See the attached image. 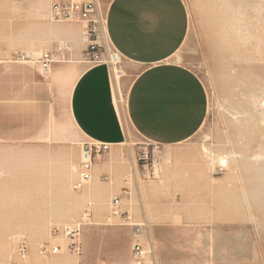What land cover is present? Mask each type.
<instances>
[{"label": "rangeland", "instance_id": "rangeland-1", "mask_svg": "<svg viewBox=\"0 0 264 264\" xmlns=\"http://www.w3.org/2000/svg\"><path fill=\"white\" fill-rule=\"evenodd\" d=\"M22 1L0 0V264H8L15 250L11 237L18 233L25 235L30 247L22 264L55 259L58 254L42 255L40 247L64 239L55 229L79 221L89 203L92 219L81 235V253L69 251L67 239L63 253L73 261L84 256L83 264L132 261L133 228L123 218L112 216L110 210L112 197L122 194L124 179L129 180L131 194L124 197L123 210L130 213L132 222L144 221L148 231L157 223L240 229L248 249L257 248L253 261L242 264H264V59H255L242 40L247 30H238L243 23L236 17L239 0H183L190 29L177 59L205 86L208 109L201 128L175 146L162 147L144 140L124 116L133 76L130 72L122 75L117 98L127 139L115 146V160H111V153L103 159L112 164L99 180L97 195L85 199L71 213L70 198L82 190L71 188L77 171L65 185L63 166L67 156L79 166L82 141L67 140L64 133L73 132L66 118L64 133L55 126L52 108L63 107L67 94L62 92L65 85L52 81V72L59 65L87 62L89 41H81L76 48L64 37L36 39V48L43 47L42 52L55 53L61 41L67 44L65 58L53 65L47 78L37 65L11 62L12 53L29 51L30 38L45 32V23L73 24L86 32L81 23L39 21L28 15L30 6ZM248 8L259 33L264 25V0H252ZM108 43L105 35L107 53L111 49ZM122 61L117 63L121 69ZM42 84L49 99L42 97ZM145 149L154 159L155 176L150 179L143 178L137 163ZM112 179L114 186L103 184ZM60 212L65 216L57 217ZM23 224L41 226L43 237L34 241ZM146 248L150 246L146 244Z\"/></svg>", "mask_w": 264, "mask_h": 264}, {"label": "crops", "instance_id": "crops-1", "mask_svg": "<svg viewBox=\"0 0 264 264\" xmlns=\"http://www.w3.org/2000/svg\"><path fill=\"white\" fill-rule=\"evenodd\" d=\"M102 2L106 5L109 41L121 54L126 74L130 72L133 76L126 94V120L151 144L169 147L186 142L203 125L208 100L198 75L177 59L190 29L185 2ZM77 66L81 72L71 90L67 82L58 83L65 85L62 92L67 95L63 107L52 108L55 126H63L66 118L73 131L64 133L67 139H95L110 143L111 149L121 145L127 134L123 112L116 102L111 69L83 61L76 63L78 69ZM42 85L45 88L42 97L49 99L48 89ZM111 149L95 163L106 159ZM104 172L94 167L93 174L99 180ZM142 238L145 246L148 244L152 249L154 264H242L257 256V248L248 249L242 231L235 228L193 229L157 223L149 231L146 229ZM133 242L132 234V246Z\"/></svg>", "mask_w": 264, "mask_h": 264}, {"label": "built area", "instance_id": "built-area-1", "mask_svg": "<svg viewBox=\"0 0 264 264\" xmlns=\"http://www.w3.org/2000/svg\"><path fill=\"white\" fill-rule=\"evenodd\" d=\"M51 18L53 21H69L81 23L85 26L86 36L88 37V46L85 53V59L95 65H107L111 71L112 67L118 61V50L112 45L110 52L105 51V28L107 30L106 12H103L102 0H51ZM108 36V34H107ZM109 39V38H108ZM111 43V42H110ZM67 44L60 43L55 53L43 51L36 56L26 51H17L10 55V61L14 63H28L37 65L40 68L41 75L47 78L55 63L65 58ZM122 57V56H121ZM120 64V63H119ZM111 149V144L95 139L84 140L80 144V161L77 171V177L73 180L71 188L73 191H81L93 178L95 161L101 155ZM137 163L142 168V176L150 179L155 176L154 159L149 150H142ZM107 178V176H104ZM128 179H124L125 185L122 187V194L112 197L110 200L111 215L121 217L126 220V225L133 228L134 242L132 246L133 264H143L146 255L152 253V249H147L142 238V230L147 229L146 223L132 222V216L126 210H123V199L131 194V187ZM92 219L91 204L85 208L81 219L73 223L63 224L55 229V233L63 235L67 240V248L73 253L79 254L81 251V235L84 227L89 225ZM15 250L9 257L8 264H22L29 257L30 247L28 239L24 234L18 233L11 237ZM151 248V247H150ZM59 245L51 243L43 244L40 247V254H58L61 252Z\"/></svg>", "mask_w": 264, "mask_h": 264}, {"label": "bare ground", "instance_id": "bare-ground-1", "mask_svg": "<svg viewBox=\"0 0 264 264\" xmlns=\"http://www.w3.org/2000/svg\"><path fill=\"white\" fill-rule=\"evenodd\" d=\"M251 1L252 0H245L244 4H243L242 0L237 1L238 7L236 9V17L238 20L237 19L236 20L238 22L240 21V22L244 23V24L239 23L238 30L241 31L242 28L246 27L247 32H246L245 38H243V36H242L243 42L245 44H247L249 50L253 52V57L255 59H264V25L261 24L262 26H260L261 29H260L259 33L256 32L255 29L257 27L255 26V24L253 22V16L254 15H253L252 9L248 8V6H251ZM24 2H26L30 6V11H29L28 15L33 16L34 18H36L39 21H44V22L46 20H49L50 22L53 21L51 18V3H52L51 0H23L22 3H24ZM17 7H21V6H17ZM205 14H207V12ZM45 25L46 26H44V27H46V28H43V31L45 30V32H42L41 35L33 36L30 38V42L28 44V49H29L28 52L29 53L35 52L38 54V53L42 52L41 48H43V47H41L40 49L36 48L38 46L36 39H41V40L46 39L47 40L48 38L50 39L51 37H55V38L64 37V39L67 38V39L73 41L74 46L76 48L79 46V43L81 41L85 42L86 40H88V37L86 36L85 32H83V30H81V28L77 27L76 25H73V24H57V25L55 24L54 25L52 23H45ZM104 28H105V33H106L105 35L107 37V40H108L110 46H112L109 39H108V36H107L106 27H104ZM39 43H41V42H39ZM61 43H62V41H61ZM33 55H35V54H33ZM36 56H38V55H36ZM121 59H122V57H121V55H119L118 61L112 67V75H113V80L115 83V89H116L115 95H116L117 104H118V100H119L117 98V92H118L117 89H119V87H120L121 76L126 75L125 70L121 69L117 64ZM65 61H67V60H65ZM70 64L71 65L67 64V66H65V67H63L64 64H63V66L59 65L60 67L58 66V68H56L57 67L56 66L55 71H53V72L51 70L52 81L56 82V83H59V82L60 83L65 82L66 83L67 82L68 90L70 88H72L71 87L72 84L75 83L77 76H79L78 72H81V70H79L78 66H77L78 69L76 68V62L75 63L70 62ZM59 125H60L59 127L61 128V131L64 133L65 130L63 129L62 124H59ZM71 132H73V131H71ZM73 137L76 138L75 136H73ZM70 139H72V137ZM70 139H67V140L70 141ZM72 141H74V140L72 139ZM205 152L208 153V150L206 148H205ZM111 154H112L111 160H115V156L117 154L115 147H112ZM111 160L108 162L107 160L102 159L98 163H95L94 167H95V169H99L100 171H102V170L105 171V169H107V166L110 168L109 165L112 164ZM78 168H79L78 164L74 163L73 159L70 156H67L65 159L64 166H63V169H64L63 173H64V176L66 178V184H65L66 186H67V179L69 180L71 178L72 174L75 173L76 171H78ZM131 170H133V169H131ZM61 180L63 181V179H60V181ZM117 180L119 181L118 178H117ZM99 182L100 181H99L98 176L93 174V178L82 189L81 194H79L78 196H76L74 198L73 197L70 198V202H69L70 211H69V213L73 212L74 209L79 207L85 199H89V198L97 195V191H98L97 185ZM103 184L106 186L112 187V186H114V181L112 179L109 182H105ZM103 195H104L103 198H107L106 194H103ZM102 210H103V207L99 208V211H102ZM56 216L57 217H63V216H65V213H63V212L62 213L61 212L56 213ZM22 227L29 230L30 235L34 241H37L43 237V228L41 226L23 224ZM143 231L144 230H142V235H143ZM63 238L66 239L65 237H63ZM64 239L59 238L56 240L57 244H53V245H59L61 248H63V249H61V252L58 253V255L55 257V259H51V261H41V262L36 261V262L31 263V264H83L84 263V261H83L84 256H79L78 259L76 258L77 260H75V261L70 260L68 257H66V255L63 253L64 252L63 250H65V244H66V241ZM80 240H81V238H80ZM81 250H82V247H81ZM80 253H81V251H80ZM1 261L2 260H1V255H0V263H1ZM123 263L124 264H133V259H132V261H127L126 259H124ZM109 264H117V262L111 261ZM143 264H154L153 259H152V253L146 255Z\"/></svg>", "mask_w": 264, "mask_h": 264}]
</instances>
